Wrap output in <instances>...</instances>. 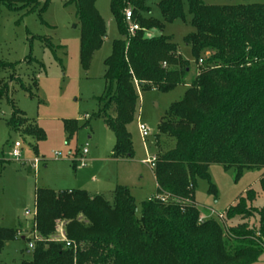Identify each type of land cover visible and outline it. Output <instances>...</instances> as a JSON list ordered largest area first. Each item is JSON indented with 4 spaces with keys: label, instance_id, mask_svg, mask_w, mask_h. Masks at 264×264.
<instances>
[{
    "label": "trees",
    "instance_id": "16d2710c",
    "mask_svg": "<svg viewBox=\"0 0 264 264\" xmlns=\"http://www.w3.org/2000/svg\"><path fill=\"white\" fill-rule=\"evenodd\" d=\"M148 1L110 0L120 38L104 62L105 89L97 99L94 117L114 132L112 157L116 160L134 157L128 126L135 120L139 92H170L185 84L190 72L189 61L169 37L148 35L164 28L163 23L144 16L149 12ZM96 3H68L76 7L84 70L107 38ZM187 3L195 32L186 36L185 44L200 72L159 123V136L174 140V146L156 155L158 195L143 204L138 216L126 186L116 187L113 205L84 190L37 189L33 224L46 238L35 242L32 258L21 264H256L264 254V207L249 211L246 197H241L226 219L240 216L242 221L230 228L226 238L215 219H201L195 200L197 181L209 178L213 164L234 169L237 176L249 169L264 170V4ZM48 4L44 0L42 12ZM2 6L32 12L40 0H0V11ZM159 6L165 22L184 18L183 0H161ZM128 10L130 22L125 18ZM131 25H138V30L132 33ZM8 67L0 62V69ZM4 99H9L8 87L0 81V103ZM10 125L44 139L41 130L18 110ZM65 130L68 137L76 133V121H67ZM260 184L264 192V176ZM249 194L253 203L255 193L249 190ZM252 217L259 219L258 231L249 225ZM57 221L66 222L70 247L65 241L49 240ZM18 234V229L0 228V249Z\"/></svg>",
    "mask_w": 264,
    "mask_h": 264
},
{
    "label": "rangeland",
    "instance_id": "374dc122",
    "mask_svg": "<svg viewBox=\"0 0 264 264\" xmlns=\"http://www.w3.org/2000/svg\"><path fill=\"white\" fill-rule=\"evenodd\" d=\"M70 0H49L44 12V0L35 11H0V62L9 65L0 69V81L7 84L9 99L0 103V228L19 230L16 238L0 249V264H21L32 258L30 241H34L36 190H84L91 196H102L111 205L117 182L127 185L140 216L142 206L158 195L150 169L142 161L155 153H165L174 140L158 134L159 123L170 106L184 97L191 81L199 74L185 38L195 32L187 0H183L184 18L165 22L161 0H149V12L144 13L163 23V31H149L150 37L166 36L177 45L180 54L190 63L185 84L167 93L155 90L139 92L135 120L128 126L133 142V163L120 164L112 157L116 137L103 120L95 118L97 99L105 89V60L111 55L113 42L120 33L110 11V0H97L96 8L107 26V38L93 55L89 68L80 62V26L76 7ZM208 5L264 4V0H203ZM14 110L35 124L44 135L37 140L14 130L10 125ZM91 117L88 119V117ZM23 127H29L20 119ZM67 121H76L77 130L71 137L65 130ZM150 130L143 137L139 126ZM26 129V128H25ZM19 142L20 158L12 157L14 144ZM87 147L88 153L83 155ZM263 169L245 170L237 176L234 169L213 164L209 178L199 179L195 200L202 220L215 219L226 238L240 216L226 219L227 211L246 197L247 210L264 207V192L260 179ZM251 190L256 199L249 202ZM162 198V197H161ZM168 201V197L162 198ZM29 212L31 215L27 216ZM259 219H248L251 229L259 230ZM42 239L43 235L39 234ZM26 238V239H23ZM49 240L66 238V222H56ZM256 264H264V254Z\"/></svg>",
    "mask_w": 264,
    "mask_h": 264
},
{
    "label": "built area",
    "instance_id": "2783aa9c",
    "mask_svg": "<svg viewBox=\"0 0 264 264\" xmlns=\"http://www.w3.org/2000/svg\"><path fill=\"white\" fill-rule=\"evenodd\" d=\"M125 18H126V20L128 21V22H130L131 20H132V12L130 11V10H128V11H126L125 12ZM138 30V25H131V28H130V31L133 33V32H135V31H137ZM202 63V60H200V64ZM88 117V116H87ZM139 130H140V132H141V134H142V136L145 138V137H148L149 135H150V130L146 127V126H144V125H140L139 126ZM20 148H21V144L19 143V142H16L15 144H14V147H13V149H12V157L14 158V159H19L20 158V156H21V154H20ZM88 153V150H87V147L83 150V155H86ZM156 160H157V158H156V156L155 155H153V156H150V157H148V158H146L144 161H143V163L144 164H146V165H149L152 169H154L155 168V165H156ZM26 215L27 216H29V215H31L29 212H27L26 213ZM36 215V214H35ZM35 215H34V217H35ZM33 239H34V241L32 242V241H30V243H29V248L30 249H34V246H35V242L36 241H43L44 239H42L40 236H39V233L37 232V230H35V234H34V236H33ZM53 241H65L66 242V245L68 246V247H70L71 246V243L70 242H68L67 240H66V238H63V239H53Z\"/></svg>",
    "mask_w": 264,
    "mask_h": 264
},
{
    "label": "crops",
    "instance_id": "0c3cea01",
    "mask_svg": "<svg viewBox=\"0 0 264 264\" xmlns=\"http://www.w3.org/2000/svg\"><path fill=\"white\" fill-rule=\"evenodd\" d=\"M153 155H155L156 156V154L154 153ZM145 160V159H144ZM143 160V161H144ZM118 161V163H120V164H127V163H133L134 162V160H133V158L132 159H129V160H117ZM143 161H142V164H144L143 163ZM144 165H146V164H144ZM150 169H152L149 165H147ZM153 170V169H152ZM153 172V176H154V178H155V173H154V171H152ZM155 181H156V178H155ZM156 185H157V182H156ZM117 186H126V187H128L127 185H124L122 182H117L116 183V187ZM115 187V188H116ZM157 188H158V185H157ZM68 191H72L71 189L70 190H68ZM35 224V223H34ZM23 239H26V238H24L23 237Z\"/></svg>",
    "mask_w": 264,
    "mask_h": 264
}]
</instances>
